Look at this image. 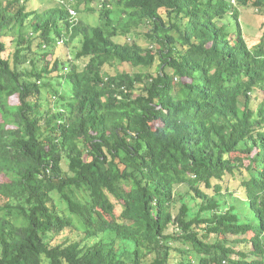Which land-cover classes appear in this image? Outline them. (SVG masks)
<instances>
[{"label":"trees","instance_id":"obj_1","mask_svg":"<svg viewBox=\"0 0 264 264\" xmlns=\"http://www.w3.org/2000/svg\"><path fill=\"white\" fill-rule=\"evenodd\" d=\"M33 1L0 0V264H264V0Z\"/></svg>","mask_w":264,"mask_h":264},{"label":"rangeland","instance_id":"obj_2","mask_svg":"<svg viewBox=\"0 0 264 264\" xmlns=\"http://www.w3.org/2000/svg\"><path fill=\"white\" fill-rule=\"evenodd\" d=\"M56 3H57L56 0H34L32 5H30L29 3L28 6L30 10H38L39 12H44L50 8H53V6H56ZM100 6H101V2H98V0H96V2L94 3V7L100 8ZM83 8H84V4L81 6V9ZM78 18L80 21L84 23L92 24L93 26H97L100 24L98 13H87V14L82 13V14L77 15V19ZM241 20L243 22L242 23L243 29L245 33L251 37V40L257 41L260 38H262L263 33H264V28H263L264 15L259 16L257 15L256 12L247 10L243 12ZM135 39L139 40V42L144 44V46H149V42L146 41L144 38L135 36V38L132 37L131 41H135ZM123 41L124 40H122V42ZM75 45L65 46L63 43L58 44L55 49V57L65 59L66 57L73 55L76 49ZM77 63L79 64L81 68H83L84 62L77 61ZM119 68L122 70H128V71L131 70V67L129 65L119 66Z\"/></svg>","mask_w":264,"mask_h":264}]
</instances>
